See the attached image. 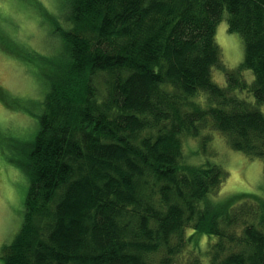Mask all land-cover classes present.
I'll return each mask as SVG.
<instances>
[{"label":"trees","instance_id":"16d2710c","mask_svg":"<svg viewBox=\"0 0 264 264\" xmlns=\"http://www.w3.org/2000/svg\"><path fill=\"white\" fill-rule=\"evenodd\" d=\"M223 17L243 44L235 69L215 41ZM51 22L50 53L22 52L0 29V50L35 58L48 84L19 141L28 188L4 264H264V196L217 197L225 171L186 161L183 146L214 128L264 160V0H63ZM11 100L0 84V105Z\"/></svg>","mask_w":264,"mask_h":264},{"label":"rangeland","instance_id":"374dc122","mask_svg":"<svg viewBox=\"0 0 264 264\" xmlns=\"http://www.w3.org/2000/svg\"><path fill=\"white\" fill-rule=\"evenodd\" d=\"M62 8L63 0H0V29L13 38V44L8 45L22 52L50 53L57 43L51 32L54 27L51 19L60 17ZM40 9L53 15L42 18ZM215 41L224 69H235L243 58V44L237 32L228 31L225 17L217 24ZM13 54L15 57L0 50V84L12 95V106L0 105V264H4L2 245L9 244L20 228L28 188L27 177L16 164L23 161L26 154L21 143L32 140L37 130L35 115L41 111L48 88V84L33 75L31 68L37 61L35 58L27 57L26 61L23 57L17 58L14 51ZM211 77L218 84L226 85L221 68L213 66ZM242 77L250 84L254 77L252 70H243ZM235 94L255 104L251 93L236 90ZM259 109L264 113L263 105ZM208 132L211 135L206 136L208 140L204 142L199 138H183L184 154L186 161L199 163L208 159L223 168L226 174L217 197L222 199L238 192L264 196V160L231 148L214 128ZM201 261L208 264L205 256Z\"/></svg>","mask_w":264,"mask_h":264}]
</instances>
